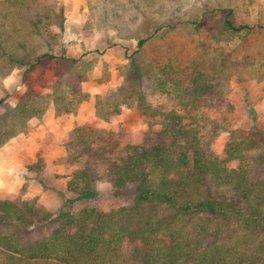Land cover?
Segmentation results:
<instances>
[{
	"label": "trees",
	"instance_id": "1",
	"mask_svg": "<svg viewBox=\"0 0 264 264\" xmlns=\"http://www.w3.org/2000/svg\"><path fill=\"white\" fill-rule=\"evenodd\" d=\"M230 16L216 21L217 39L231 40L252 28L235 24ZM20 17L15 18L18 25L15 20L6 27L0 24V71L19 62L18 49L25 47L20 39L35 34L45 22L40 12L30 20L24 13ZM192 17L198 26V13ZM144 25V35L130 28L124 34L136 39L138 49L152 36ZM44 55L62 59V71L78 75L76 82H68L59 72L50 93L58 114L75 110L88 97L79 81L89 66L80 56L44 53L28 67ZM144 66L153 76V90L174 106L145 103L148 128L141 142L127 143L122 156L106 160L110 194L121 203L109 210L94 204L102 192L88 168L73 172L67 186L74 196H65L55 213L35 200L0 194L1 264H264V152L255 137L233 129L219 156L211 148L218 126L205 133L206 118L200 111L207 96L225 94L235 63L222 47L206 51V62L188 82L173 74L170 61ZM134 74L131 96L140 78ZM37 98L26 90L9 106L8 115L22 122L42 115L45 110ZM8 135L0 130V145Z\"/></svg>",
	"mask_w": 264,
	"mask_h": 264
},
{
	"label": "rangeland",
	"instance_id": "2",
	"mask_svg": "<svg viewBox=\"0 0 264 264\" xmlns=\"http://www.w3.org/2000/svg\"><path fill=\"white\" fill-rule=\"evenodd\" d=\"M25 1L0 0V24L5 27L22 13L30 20L40 12L46 22L37 25L35 34L20 39L25 47L18 49L19 62L0 71V130L9 132L0 145V194L11 193L18 201L35 200L55 213L65 196H74L67 186L73 172L88 168L102 192L94 204L102 210L117 207L121 198L110 194L106 160L122 156L127 143L141 142L148 128L145 103L174 106L153 90V76L144 65L170 61L176 70L173 74L188 82L206 62V51L217 47H222L236 70L225 94L207 96L200 110L206 118L205 133L212 134L218 126L211 148L223 156L229 133L235 129L255 137L264 152V0ZM195 12L198 26L192 17ZM227 13L235 24L252 28L231 40L217 39L216 21ZM144 24L152 36L138 49L136 39L124 34L130 28L144 35ZM44 53L80 56L89 66L79 81L88 97L75 110L58 114L50 95L59 72L68 82L78 76L62 71V59L44 55L36 66L28 67ZM135 72L140 78L131 96ZM28 89L45 111L22 122L8 115L9 106ZM4 259L3 254L0 264Z\"/></svg>",
	"mask_w": 264,
	"mask_h": 264
},
{
	"label": "clouds",
	"instance_id": "3",
	"mask_svg": "<svg viewBox=\"0 0 264 264\" xmlns=\"http://www.w3.org/2000/svg\"><path fill=\"white\" fill-rule=\"evenodd\" d=\"M5 83L7 84V83H8V81H5Z\"/></svg>",
	"mask_w": 264,
	"mask_h": 264
}]
</instances>
